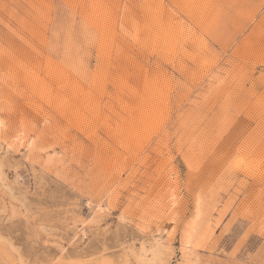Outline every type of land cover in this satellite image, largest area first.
I'll return each instance as SVG.
<instances>
[{
    "label": "rangeland",
    "instance_id": "rangeland-1",
    "mask_svg": "<svg viewBox=\"0 0 264 264\" xmlns=\"http://www.w3.org/2000/svg\"><path fill=\"white\" fill-rule=\"evenodd\" d=\"M0 264H264V0H0Z\"/></svg>",
    "mask_w": 264,
    "mask_h": 264
}]
</instances>
